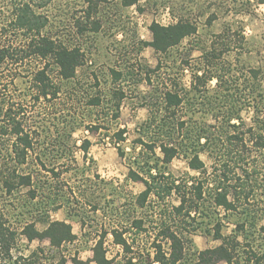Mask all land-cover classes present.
I'll list each match as a JSON object with an SVG mask.
<instances>
[{"label": "rangeland", "instance_id": "rangeland-1", "mask_svg": "<svg viewBox=\"0 0 264 264\" xmlns=\"http://www.w3.org/2000/svg\"><path fill=\"white\" fill-rule=\"evenodd\" d=\"M133 1L52 0L46 8L36 9L48 18L44 37L58 46L80 50L81 64L68 79L61 77L52 58H20L26 55L27 37L7 38L5 46L11 39L12 55L22 59H7L0 65V220L4 229L17 234L11 251L14 257H30L42 248L45 255L38 254L32 262L64 264L65 259L71 264L75 256L91 255L104 229L110 232L134 217L155 221L150 215H158L164 207L157 206L152 213L137 209L134 203L144 186L130 181L128 174L130 167L140 169L132 164L142 151L134 144L138 129L152 115L171 113L160 104L165 92L180 95L184 105L179 115L195 128L222 127L223 113L233 110L242 118L240 130H246L254 127L257 107L264 108V5L258 0H135L126 4ZM179 21L190 23L196 32L167 52L156 50L154 26ZM44 68L52 94L37 98L34 77ZM251 70L260 72L256 80L250 81ZM248 83L258 84L256 92L248 89ZM225 98L233 107L224 104ZM18 128L24 132L18 135ZM123 129L127 132V141L120 145L124 158L116 148V133ZM27 134L32 148L21 163L18 137ZM255 157L264 163V153ZM201 159L206 165L201 173L189 169L183 154L166 172L187 183L208 175L212 179L216 160L208 155ZM13 172L30 174L32 186H18L21 180ZM5 182L15 188L8 192ZM210 202L206 195L200 216L190 224L200 229L186 244L183 264H192L199 251L222 243L213 240L207 226L213 213ZM165 203L177 205L178 200L174 197ZM248 213L257 217L255 227L246 223L242 235L246 233L248 240L233 242L237 251L244 250L245 259L250 252L264 249V241L255 235L264 225V195L259 193L250 207L231 214L229 229L237 231V221L248 222ZM66 215L79 236L73 244L51 248L48 241L29 243L20 236L26 225L42 232L50 221L64 220ZM132 234L136 251L148 247L155 237L152 229L148 234ZM222 234L229 235L228 230L223 228ZM106 239L110 255L115 256L119 248L110 236ZM133 257L135 264L148 262L146 253ZM126 261L122 255L116 264ZM0 264H12L3 250Z\"/></svg>", "mask_w": 264, "mask_h": 264}, {"label": "trees", "instance_id": "trees-1", "mask_svg": "<svg viewBox=\"0 0 264 264\" xmlns=\"http://www.w3.org/2000/svg\"><path fill=\"white\" fill-rule=\"evenodd\" d=\"M51 1L0 0V46L4 45L0 47V65L7 59L52 58L60 69V75L63 79L70 78L71 70L80 66L79 49H67L58 46L54 40L42 35V31L48 24V18L45 14L38 13L36 9L46 8ZM134 3L135 0L126 4ZM258 3L264 5V0H258ZM195 32L196 28L193 25L182 21L168 26L156 25L153 29V46L158 51L167 52ZM11 35L17 37L20 35L19 38L25 36L29 40L25 51L26 55L20 57L22 59H16L12 55L10 51L13 49V45L10 43L11 39L5 46L7 38ZM259 74L260 72L251 70L250 81L256 80ZM48 81L45 68L36 73L34 82L39 91L37 98L52 94L51 86L47 84ZM217 81L220 83L219 77H217ZM257 85L248 83L247 87L254 93ZM57 91L55 89L53 95H56ZM225 100L226 106L233 107L234 104H231L228 98ZM160 104L166 107L169 112L171 110V113L163 117L152 115L138 129L139 137L134 141V144L142 148V151L137 154L138 157L134 158L132 164H136L140 169L136 170L130 167L128 178L130 181L144 186V190L137 196L134 203L137 209H150V213H152L154 209L157 210V206H163L165 210L158 211V215H154V217L149 213L151 218H155V221H147L144 217H134L131 221V227L134 228L137 235L148 234L149 229L154 232V240L148 247L139 251L138 248L136 251L134 240L129 243L124 238L129 230L124 227V224L110 230L114 243L122 248L124 257L127 259L125 264H132L135 259L133 256L136 253H146L147 257L141 258L147 259L148 262L143 264H183L186 256V244L192 242V236L200 229L198 225H195L196 229H194L191 223L200 216V210L203 209L202 206L204 205L202 202H205V197L208 195L213 213L208 217L207 226L212 229L210 234L214 239L221 240L222 243L214 249L197 253L192 264H218L220 262L239 264L233 261L237 254L236 245L239 242L236 238L239 234H243L246 223L255 227L258 219L255 215L248 213L246 215L248 222H244L245 220L243 222L237 221L238 230L235 231L236 235L231 238L223 236L222 230L229 223L231 214H239L240 209L244 206L250 207V204L257 200L259 193L264 195V163L260 164L259 161L254 160L257 158L255 153H264V108L262 110L257 107L254 127L240 130V126H243L242 118L233 110L223 113L222 127L215 128V125H210L207 128H195L193 125H187V120L179 115V109L184 105V100L178 93L165 92ZM217 118L216 122L219 121ZM228 129L235 131L229 132ZM17 132L19 135L24 130L18 128ZM126 133L124 129L116 133V148L122 158L125 157V152L120 145L127 141L124 136ZM18 138L20 144H18L17 148L19 147V149L17 150H20L23 156L21 163H24L26 155L32 148V142L28 134ZM248 141H250L251 146L248 145ZM188 142L189 144H187ZM84 150L87 151L88 147H85ZM181 154L184 155L189 169L200 173L206 170L201 155L212 156L216 160L212 168V179L208 175L203 179L194 178L192 182L187 183L178 181L167 173L168 166ZM149 156L154 160L153 162ZM141 159L145 162H140ZM143 165L146 167H141ZM12 174L21 180L18 186H32L33 181L30 174L19 175L15 172ZM6 186L8 192L15 188L14 184H6ZM174 197L178 200L177 205L165 203ZM220 209L224 211L223 214L220 213ZM2 226L1 218L0 250L5 252L12 264H22V260L28 262L27 264H44L32 262L38 254L45 255L42 248H38L30 257L23 255L22 257H14L11 251L17 243V234L10 229H4ZM82 229H84L83 226ZM108 232L104 229L93 248L96 264H114V259L107 258V250L104 246ZM255 235L264 241L263 225L259 227ZM20 236H24L29 243L36 240L48 241L51 248H61L64 244L72 243L77 238L73 234L70 224L57 220L50 221L48 227L42 232L38 231L34 225H26ZM243 236L247 241L248 235L245 233ZM165 244L168 245V248H165ZM254 252H250L251 256L246 257L244 264H264V249ZM73 261L75 264H87L78 258H74Z\"/></svg>", "mask_w": 264, "mask_h": 264}, {"label": "crops", "instance_id": "crops-1", "mask_svg": "<svg viewBox=\"0 0 264 264\" xmlns=\"http://www.w3.org/2000/svg\"><path fill=\"white\" fill-rule=\"evenodd\" d=\"M68 216L66 215V219H64V220H57V221H64V222H66V223H68V224H70L71 226H72V230H73V234L74 235H76V240H74L72 243H69V244H73V243H75V242H77L78 240H79V236H78V234L77 233H75V231H74V227H73V225L71 224V222L68 220V218H67ZM125 226L124 227H126L127 229H129L128 230V232L124 235V238H126L127 239V241L129 242V243H132V241H133V238H135V237H133V234H132V232H135V230H134V228H132L131 227V222H128V223H126V224H124ZM232 224H230V223H227L226 225H225V227L224 228H226L227 230H228V233H229V235H227L226 237L227 238H231L233 235H236L235 233V231H233V230H231V229H229V227L231 226ZM264 226V225H263ZM80 230H81V233L82 232H84L85 230H82V226H81V228H79ZM108 236H110L112 239H111V241L110 242H112L113 243V245L115 246V247H117V248H119L118 250H120L119 252H117L116 253V255L115 256H111L110 255V253H109V250L107 249V247H106V244H107V237ZM107 237L105 238V248H106V250H107V258L108 259H114L115 261H114V264H116V262H117V259L119 258V257H121L122 255L124 256V254H123V250H122V248L120 247V246H118V245H116L115 243H114V238H113V235L111 234V232H109L108 234H107ZM208 238H210V236H208ZM100 239V236L98 237V240ZM237 241H239L240 243H242L243 242V240L245 241V239H244V236L242 235V234H239L238 236H237ZM97 240V241H98ZM213 240L214 241H221V240H216V239H214V237H213ZM97 241L95 242V244H94V246L90 249L91 250V255H89L87 258H81L79 255L78 256H75L74 258H78L79 260H81V261H83V262H86L87 264H96V262L94 261V252H93V248L95 247V245H96V243H97ZM109 242V241H108ZM221 245V244H220ZM219 246V245H218ZM218 246H215V247H211V248H209V249H214V248H216V247H218ZM236 249H237V247H236ZM206 250H208V249H206ZM237 250H239V249H237ZM199 251V250H198ZM203 251H205V250H203ZM199 252H202V251H199ZM198 252V253H199ZM237 254L235 255V258H234V263H236V262H238L239 264H244V262H245V257H244V250L243 251H237L236 252ZM73 258V259H74ZM73 259L71 260V264H75L74 263V261H73ZM135 261L133 260V262H132V264H135L134 263ZM67 263V261H65V259H64V264H66ZM218 264H228V263H226V262H220V263H218ZM248 264V263H247Z\"/></svg>", "mask_w": 264, "mask_h": 264}]
</instances>
